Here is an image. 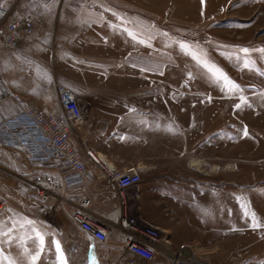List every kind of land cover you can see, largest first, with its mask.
I'll return each instance as SVG.
<instances>
[{
    "label": "rangeland",
    "instance_id": "374dc122",
    "mask_svg": "<svg viewBox=\"0 0 264 264\" xmlns=\"http://www.w3.org/2000/svg\"><path fill=\"white\" fill-rule=\"evenodd\" d=\"M33 1L0 0V8L12 10L16 14L22 4L24 6L22 11L25 9L28 12L32 10ZM160 2L168 9L172 8L173 15L178 14L182 2L189 10L187 15L192 18L189 23L193 19L208 15L210 19L214 17L215 20L210 24L199 26H179L178 30H174L176 25L171 23H167L168 26L165 24L163 29L157 28V33L153 31L157 37L150 40L154 51L152 53L141 51L140 49L146 46L140 47L137 41V44H134L127 38H132L128 34L121 33L112 38L109 31L104 28L105 30L101 32L104 40L114 39L117 42L114 50L108 53V57L115 60L107 65L96 61L97 37L91 32L94 31L93 28L86 31L85 42L88 45L85 46L84 51H87L83 54L69 53L64 51L66 46L62 35L59 38L55 35L51 36L54 29L49 36L48 33L46 35L49 21L46 20L44 33L38 35L36 43L39 38L45 37L44 39L49 40L50 46L46 51L42 50L44 53L34 52L31 56L34 61L32 65L20 66L19 73L28 79H34L37 85L43 79L47 80L49 89L45 90V101L49 104L57 105L55 86L65 87L80 96L81 107L86 108V102L90 104V118L94 121L102 118L110 123L112 116L109 114H113L112 112H115L113 110H123L124 115H127L130 109L148 108L151 106L150 97L155 93L168 99L166 101L157 99L156 106H153L169 109H176L174 100L176 97L182 98V101L183 98L186 99L189 102L187 106L195 104L197 109L206 107L199 103L202 97L196 95L198 92L201 96L211 93L223 97L231 96L229 99L230 125L233 129L230 134L231 182L226 188V193H220L217 188L216 191L208 193L203 186L192 187L191 184L206 183L207 180L212 183L203 174H195L193 179L196 180L192 181L160 182L163 185L170 184L166 196L168 198L153 195L150 204L152 210L156 212L153 216L156 217L161 204L163 207L169 205V212L173 208L176 211V218L178 217L181 223L179 226L184 237L188 236L196 225H203L205 229L208 225L210 227L208 231L215 232L216 237L222 236L224 229H230L228 232L231 235L227 234L231 237L226 239V243L223 239L220 241L217 239V248L219 245H226L225 251L218 252L219 258L222 262L231 260L221 264H245L243 262L247 259L255 258L254 253L264 252V0H161ZM64 3L65 0L55 7V12L51 16L53 22L61 19ZM135 24L137 28L135 32H138L141 25L139 22ZM152 26L155 27L154 24ZM164 30H167L168 34H165ZM58 40L60 45L57 46ZM147 40L149 41L146 38L145 43L149 44ZM193 41L197 45L203 44L207 51L205 53L200 51L199 46L190 47ZM31 44L23 45L22 48ZM181 44L187 47L181 48ZM244 49L248 52L245 53ZM80 55L86 58L81 59ZM43 57L46 64H43ZM151 59H156V63ZM157 59L162 62L157 63ZM205 63L209 67H205ZM215 69H219L227 79L217 76L220 73L215 72ZM213 73L216 74L214 77ZM37 85L34 91H37ZM3 87L6 88L0 84V91L5 94ZM32 94L35 96V93ZM5 97L7 96L0 95V120L17 112V108L13 105L14 111L11 114L3 113ZM99 126L110 128L104 122ZM116 126L118 127L117 124L114 125ZM84 137L87 147L93 151L91 153L94 156L99 153L111 157L121 169L130 166L139 167L138 161L133 162V159L127 156L126 149H105L98 145L96 152L95 144L90 141L86 133ZM177 151L179 153L181 150ZM9 156L5 152H0V196L7 200L5 210L0 212V264H8L9 259L14 260L15 264H33L31 256L37 252L39 258L34 264H58L53 259L56 239L72 238L71 233H73V237H77L80 242L81 234L73 225L71 228V225L60 215H45L43 206L32 193L27 191L22 181V178L35 168L26 164L22 166L18 164L17 167V163L4 164V160H9ZM215 163L223 168L222 163L218 161ZM176 171L182 173L180 168ZM200 171L204 172V167ZM186 175L184 172L179 178H184ZM219 176L215 178L217 185L220 181ZM140 177L139 188L142 198V190L146 182L141 173ZM221 177L227 179V175ZM176 183L180 186L189 185L175 187ZM141 205L140 200V209ZM63 213L60 214L63 216ZM21 220L26 223L31 221L32 226L34 223L40 224L44 228V235L41 231L35 234L31 230L26 237L27 245H24V241L20 238L22 236L16 228L21 223L17 221ZM212 223L215 224V229L211 228ZM254 224L258 226L254 227ZM42 235L45 237L43 243L36 239ZM256 238H259L260 242L256 243ZM70 240L64 245V252L67 253L66 262L87 264L85 259L87 253L74 239ZM72 246H77L78 252L71 251ZM80 251H82L81 255H79ZM76 255L77 258L74 260Z\"/></svg>",
    "mask_w": 264,
    "mask_h": 264
},
{
    "label": "crops",
    "instance_id": "0c3cea01",
    "mask_svg": "<svg viewBox=\"0 0 264 264\" xmlns=\"http://www.w3.org/2000/svg\"><path fill=\"white\" fill-rule=\"evenodd\" d=\"M113 1L65 0L61 19L55 22L51 20L55 8L44 10L46 20H49L47 22L48 29L46 35L48 33L49 36L51 30L54 29L51 36L55 35L58 36V38L61 37V35L63 36V43L67 47V49L66 47L64 48L65 52L83 54V52L87 51H84L85 46L88 45L85 42V37L87 36L86 31L89 28H93L94 31L91 32L97 37V39H95L96 61L101 62L103 65H107V63L115 60L108 57V53L114 50L117 42H115L114 39L104 40L101 33L105 30L104 28L109 31L112 38L121 33L128 34L132 38H127L132 40L134 44L139 42L140 47L143 45L146 46V48L140 49L141 51L152 53L154 51L151 47L152 43L150 40L157 37V35L153 33V31L156 33L158 32L157 28L163 29L165 24L171 23L176 25L174 30H178L179 26H199L206 23L210 24L215 20L214 17L210 19L208 15L199 19H193V21L189 23V20L192 18L187 15L189 10L185 8L182 2L179 6L178 14L173 15V9H168L164 3L160 2L161 0ZM35 5L36 1H33V6ZM185 11H187L186 15L184 14ZM136 22H139L141 25L138 32H135L137 29ZM151 23L152 25L154 24L155 27H153ZM164 31L165 34H168L167 30ZM88 35H90L89 32ZM182 35H184L183 32ZM137 36L139 38H137ZM44 38H39L37 43L26 46L20 49L19 52L7 53L1 57L0 67L5 76L6 87H3V89H5L6 92L3 94L0 91V95L7 96L5 97L6 100L3 105V113L11 114L12 111H14V103L10 100L9 93L18 94L25 100L36 105H40L45 101V93L47 89H49L47 80L43 79L37 85L34 79H28L24 77L22 73H19L20 66L27 64L29 66L32 65L34 61L31 59V56L34 52L44 53L42 50L46 51L48 49L50 46L49 40ZM72 38L74 39L71 40ZM146 38L149 39V41L147 40L149 44L145 43ZM59 42L58 40L57 46L60 45ZM191 43L190 47L199 46L200 51L204 53L207 51L203 44L197 45L195 41ZM215 47L213 48L215 49ZM84 57L85 56L80 55L81 59H84ZM155 60L156 59L153 61L156 63ZM158 62L162 61L157 59V63ZM43 64H46L45 57H43ZM214 75L216 74L213 73V77ZM217 76L221 77L220 75ZM246 82H243V84ZM36 85L37 91H34ZM32 93H35V96H33ZM200 94L199 92L196 93V95L202 97L199 103L206 106L204 108L197 109L195 104L187 106L189 102H187L186 99L183 98L182 101V98L176 97L174 99L176 101V109H169L155 107L157 99L163 101L168 99L166 96L155 93L150 97L151 106L148 108L145 107L141 110L133 108L128 111L127 115H124L123 110H113L115 112L109 114L112 116L111 123L108 120H103L101 116H99V118H101L99 121H94L93 118H90L89 111L91 108L90 104L86 102L85 105L87 106L88 112L80 131L83 136L84 133H86L90 141L95 144L94 150L96 152L98 150V145H101V147L105 149H126L128 152L127 156L132 158L133 162L138 161L137 164L139 167H136L139 168L142 178H144L143 180L146 183L143 186L142 198H140V185L137 188L125 191V195L127 196L126 210L129 215L138 217L143 222L153 223L162 230L164 232V239L168 242L165 248H167L170 253L179 252L183 256V264H195L196 262H199L198 264H207L208 262L221 264L230 262L231 260H224V262H222L219 258L218 252L225 251L226 245H219L217 248V239L219 241L221 239H223L224 242L227 241L226 239L231 237L227 234L229 233L231 235V233L228 232L230 229H224L222 236L216 237L215 232L208 231L210 229L208 225L207 229H205L203 225H196L195 228L190 230L188 236L184 237L179 226L181 223L179 222V218H176V211L173 208L170 209V213L168 211L169 205L163 207L161 204L159 214L156 217L153 216L156 212L152 210V205L150 204L153 195H160L161 197L168 196L167 191L170 184L163 185L160 182H179L180 180L192 181L196 180V178L193 179V175L195 174H203L206 178L211 180L212 183L208 180L206 183L201 184L199 182L194 185L190 183L192 187L203 186L208 193L216 191L217 188L220 190V193H226V188H228V184L231 182L230 151L232 149V140L230 134L233 132L230 125L231 103L229 99L231 96L223 97L212 93L201 96ZM102 122L108 124L110 128L106 129V127L99 126ZM115 124H117L118 127H114ZM178 149L181 150L179 153L177 151ZM5 153L10 156L9 160H4L3 158L5 161L4 164L15 165L17 163L16 167L18 164H20V166L25 164L22 154L16 151H6ZM96 154L97 156L95 157H98L100 162L106 166L107 169H123L118 167V165L111 160V157L102 156L99 155V153ZM215 161L222 163L223 168L215 163ZM202 167H204V172L200 171ZM179 168L182 173L176 171ZM184 172L187 175L184 178H179ZM217 175H220L218 177V179H220L218 185L215 183ZM225 175H227V179L221 177ZM157 182L159 183L157 184ZM176 185L175 187H185L189 184L180 186L179 183H176ZM116 191V185L110 181L103 178H93L91 186L88 189L93 211L99 215H106L111 212L116 204ZM135 191L139 192L137 199L132 197V193ZM140 200L142 202L141 209ZM54 210L53 216L60 215L72 228L73 224L70 221L67 209L64 207H56ZM61 211H64V213ZM60 213H63V216ZM17 223H19V226H16L17 232L21 234L22 237L20 238L24 241V245H27L26 237L29 236L28 232L31 230L35 234H39L37 231H41L44 235V228L40 224L34 223L32 226L31 224L29 225V223L22 222V220L17 221ZM211 228L215 229V224L212 223ZM210 233H212V235H210ZM80 234V242L77 237H73V233H71L72 238L56 239L57 243L53 255L55 257H53L54 262L57 261L58 264H61L62 255L64 264L70 263L69 261L66 262L65 256L67 253L64 252V245H66L70 239H74L76 243H79L82 246L79 247L87 253V255H85L87 264H116L122 258L124 260H126V258H128V260L130 259L123 249L124 241L118 234L110 235L108 241L102 244L89 241L85 235L82 233ZM43 235L36 239H39L41 242L42 238V241H44L45 237H43ZM255 241L256 243L260 242L259 238H256ZM57 244H59V252L57 251ZM80 252L79 255L82 254V251ZM254 255L255 258H249L243 263L264 264V252H261V254H257L256 252ZM75 258H77V255L74 257V260H76ZM72 259L73 258H71V260ZM137 264L145 263L138 261ZM147 264L169 263L167 258L159 254L155 262Z\"/></svg>",
    "mask_w": 264,
    "mask_h": 264
},
{
    "label": "built area",
    "instance_id": "2783aa9c",
    "mask_svg": "<svg viewBox=\"0 0 264 264\" xmlns=\"http://www.w3.org/2000/svg\"><path fill=\"white\" fill-rule=\"evenodd\" d=\"M34 1L36 5L28 12L22 11V4L16 14L0 8V60L23 45L36 43L38 35L44 33V10L63 2ZM0 84L5 86L1 67ZM55 91L56 106L46 101L36 105L18 94L9 93L17 112L0 120V150L22 154L24 163L35 168L22 178L27 191L44 207L46 216H53L56 207L66 208L74 227L89 241L102 244L112 234L121 236L123 249L130 259L122 258L116 264L153 263L159 254L167 258L169 264H183L179 252L170 253L165 248L168 242L162 230L127 213L125 191L140 185L139 168L107 169L95 159L80 131L87 107L80 106V96L72 90L56 85ZM93 178L106 179L117 187L116 204L106 215L96 214L92 209L88 189ZM138 196V191L132 193L133 198ZM6 205L7 200L0 196V212ZM78 249L71 247L73 252Z\"/></svg>",
    "mask_w": 264,
    "mask_h": 264
},
{
    "label": "snow or ice",
    "instance_id": "6c2138e0",
    "mask_svg": "<svg viewBox=\"0 0 264 264\" xmlns=\"http://www.w3.org/2000/svg\"><path fill=\"white\" fill-rule=\"evenodd\" d=\"M180 46H181V48H186V47H187V46L184 45V44H181ZM243 51H244L245 53L248 52L247 49H244ZM205 67H209V65H208L207 63H205ZM210 70H213V69L210 68ZM215 72L220 73V70H219V69H215ZM220 75H221V77H222L223 79H227V77L224 76L222 73H220ZM234 86H235V85H234ZM235 87H238V86H235ZM245 134H246V133H245ZM253 218L255 219V214H254V213H253ZM27 223L30 224L31 221H28ZM256 226H258V224H254V227H256ZM41 243H43L42 238H41ZM57 251L59 252V244H57ZM38 258H39V252H37L36 254H34V255L31 256V260H32L33 264H34V262H35ZM6 259H7V258H6ZM8 264H15V261L9 259V260H8ZM61 264H64V260H63L62 255H61Z\"/></svg>",
    "mask_w": 264,
    "mask_h": 264
},
{
    "label": "bare ground",
    "instance_id": "6f19581e",
    "mask_svg": "<svg viewBox=\"0 0 264 264\" xmlns=\"http://www.w3.org/2000/svg\"><path fill=\"white\" fill-rule=\"evenodd\" d=\"M91 154H92V153H91ZM92 155H93V154H92ZM93 156H94V155H93ZM94 158L97 159L98 161H100L98 157H95V156H94Z\"/></svg>",
    "mask_w": 264,
    "mask_h": 264
}]
</instances>
